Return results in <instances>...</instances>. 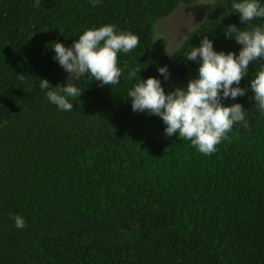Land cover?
<instances>
[{"label":"trees","instance_id":"obj_1","mask_svg":"<svg viewBox=\"0 0 264 264\" xmlns=\"http://www.w3.org/2000/svg\"><path fill=\"white\" fill-rule=\"evenodd\" d=\"M196 2L0 0V264H264V113L250 90L264 60L249 64L244 96L221 101L243 105L248 126L235 124L211 155L166 136L162 120L134 112L128 98L148 77L166 93L185 87L199 66L185 56L203 36L238 55L223 29L264 25L243 24L232 0H212L169 53L156 23ZM106 24L139 37L118 53L119 83L70 78L82 94L68 98L71 111L58 109L39 87L67 82L52 45Z\"/></svg>","mask_w":264,"mask_h":264},{"label":"clouds","instance_id":"obj_2","mask_svg":"<svg viewBox=\"0 0 264 264\" xmlns=\"http://www.w3.org/2000/svg\"><path fill=\"white\" fill-rule=\"evenodd\" d=\"M99 3L100 0H90L92 7ZM40 4L41 0H34L33 6L39 7ZM231 8V13H237L243 24L264 18V6L259 0H232ZM223 32L226 38H233L242 46L238 55L231 51L214 50L212 41L205 35L199 47H192L185 56L188 61L199 60L196 77L190 79L185 87H176L166 93L160 80L148 77L140 79L128 92L134 112H147L159 117L166 125V136L176 135L188 140L204 155L213 154L216 146L228 139L227 133L235 124L248 126L243 105L233 103L225 106L221 101L244 96L247 89L238 85L248 75L249 64L264 60V25L242 30L230 24ZM138 44V36L117 31L116 26L111 24L84 30L70 47L55 41L51 47L55 52L53 60L68 74L67 82L63 86L52 87L47 79H39V87L47 90V100L58 109L71 111L73 104L68 98H77L82 91L68 80H78L87 74L99 82V86L118 84L122 75L118 53H128ZM136 71L129 73V79L136 76ZM158 72L168 79L167 66L159 67ZM20 78L23 80L24 76L20 75ZM250 90L259 110L264 113V63L250 79ZM10 216L17 229L26 227L21 216Z\"/></svg>","mask_w":264,"mask_h":264},{"label":"rangeland","instance_id":"obj_3","mask_svg":"<svg viewBox=\"0 0 264 264\" xmlns=\"http://www.w3.org/2000/svg\"><path fill=\"white\" fill-rule=\"evenodd\" d=\"M212 0H197L191 6H179L165 19L156 23L154 34L165 39L170 53L184 36L203 18Z\"/></svg>","mask_w":264,"mask_h":264}]
</instances>
